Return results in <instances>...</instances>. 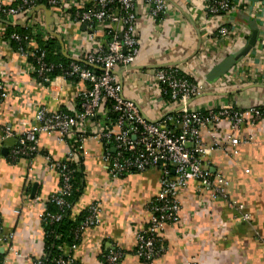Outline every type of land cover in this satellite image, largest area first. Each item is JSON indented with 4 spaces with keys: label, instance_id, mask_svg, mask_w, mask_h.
<instances>
[{
    "label": "crops",
    "instance_id": "crops-1",
    "mask_svg": "<svg viewBox=\"0 0 264 264\" xmlns=\"http://www.w3.org/2000/svg\"><path fill=\"white\" fill-rule=\"evenodd\" d=\"M240 1V7L230 18L211 20L206 16V0H169L173 8L164 21L157 23L143 8L142 0H137L140 51L134 68L123 75V94L134 99L149 120L173 109L159 96L152 73L156 66L167 63L182 66L198 81H210L211 93L193 98L196 107L264 106V0ZM48 8L53 10L51 6ZM15 22L18 20L12 24ZM59 22L64 24L63 29L57 26ZM68 23L52 14L50 25H55V34L63 37L67 56L69 39L85 43L91 33L85 25L71 23L69 27ZM255 23L258 39L249 54L224 75L210 79L217 63L245 45L256 28ZM222 25L229 26L233 36L216 41L218 26ZM98 38L105 42L102 33ZM64 47L61 44L62 50ZM0 76L11 87V96L0 104V219L5 233L13 234L10 242L0 244V264H32L34 259L45 255L48 231L41 213L60 188L61 177L43 154L14 160L11 152L17 136L36 125L38 108L76 113L77 93L85 83L57 78L49 88L35 82L24 58L2 41ZM20 97L29 101L28 106L21 105ZM109 113L103 109L88 128L110 122ZM5 127L15 137L3 141ZM227 133L224 120L218 127L204 128L202 137L205 144L211 145L216 134L231 151L232 146L225 143ZM241 136L252 139L238 146L236 154L215 149L203 156L204 165L214 176L221 174L229 181L226 195L215 199L201 182L190 181L180 194V222L167 227L163 252L148 261L136 253V234L151 221L149 204L160 190L161 164L113 180L103 159V141L87 139V153L79 165V195L72 203L69 218L78 220L97 202L101 221L85 229L76 243L63 245L62 251L71 254L75 264H104V257L115 249L123 252L120 264H264V118L253 124L249 120L243 125ZM39 146L41 152L55 161L64 160L69 150V143L60 141L56 133L42 134ZM233 202L243 205L251 219L243 220Z\"/></svg>",
    "mask_w": 264,
    "mask_h": 264
},
{
    "label": "built area",
    "instance_id": "built-area-1",
    "mask_svg": "<svg viewBox=\"0 0 264 264\" xmlns=\"http://www.w3.org/2000/svg\"><path fill=\"white\" fill-rule=\"evenodd\" d=\"M16 1L0 0V16L11 24L17 19L15 24L31 29L33 36L30 38H23L18 33L11 34L10 38L17 42L27 41L26 46L19 47L17 51L26 61V69L32 79L49 88L57 78L68 80L64 74L49 78L48 72H52L54 66L45 61L46 52L37 43L39 37L47 40L57 33L55 25L52 27L46 24L42 10L33 12L41 6L37 0ZM206 1V16L211 20L216 17L230 18L241 3L240 0ZM48 3L53 9L52 14L69 22V27L71 23H76L85 25L91 31L85 43H75L69 39L68 57L72 60L69 76H76L85 86L77 93L78 110L74 114L51 110L45 106L38 108L35 114L36 125L16 135L11 157L18 160L43 154L50 167L59 172L60 188L51 195L41 213V219L46 223L62 222L72 208L69 197L78 189L75 186L76 173L80 170L81 158L87 153V139L103 141V159L113 180L127 174L144 172L158 166L161 161L160 190L149 204L151 221L136 234L137 255L145 261L155 259L163 252L161 241L167 227L180 222V194L190 181L201 182L215 199L226 195L229 181L221 174L214 176L204 165L203 156L215 149L225 150L226 154H236L238 146L252 139L241 136L243 125L249 120L252 124L261 120L264 112L259 106H194V97L211 93L210 81H198L182 66L167 63L156 66L152 73L159 96L173 109L156 120H149L136 101L123 94L121 84L123 75L131 71L128 67L134 65L140 51L137 0H48ZM86 4L91 6L85 7ZM142 6L157 23L164 21L173 8L169 0H142ZM57 26L63 29L64 24L59 22ZM99 33H102L105 42L98 38ZM4 34L5 28L0 21V41L12 48L11 43L3 39ZM215 36L218 41L232 37L233 32L229 26L222 25L218 26ZM122 69L121 78L119 72ZM231 80L228 78V81ZM10 88L0 76V104L11 96ZM21 102V105L29 104L24 99ZM103 109L114 113L115 121L103 126L96 124L89 129L88 126L95 122ZM224 120L228 125V133L224 135L225 143L232 146L231 151L217 139L216 134H213L211 145L205 144L202 137L204 128L208 125L218 127ZM47 133H56L60 141L69 143L64 160H52L48 154L41 152L39 138ZM74 134L78 141L76 147L71 145ZM11 137H15L14 132L5 127L1 139L5 141ZM50 204L58 210H50ZM232 206L241 213L243 220L251 219L243 205H235L233 202ZM100 221L101 207L94 202L88 207L86 217L77 229L76 238L85 229L100 224ZM12 238V233H5L0 219V244L10 242ZM105 257L110 264H120L123 252L119 249L111 250ZM32 264H46L45 255L34 259ZM53 264H75V261L71 254H65L56 258Z\"/></svg>",
    "mask_w": 264,
    "mask_h": 264
},
{
    "label": "trees",
    "instance_id": "trees-1",
    "mask_svg": "<svg viewBox=\"0 0 264 264\" xmlns=\"http://www.w3.org/2000/svg\"><path fill=\"white\" fill-rule=\"evenodd\" d=\"M20 0L16 1L18 3ZM38 5H46L50 7L48 0H37ZM90 4H86L85 7H90ZM0 21L4 25L5 34L3 39L5 41H9L11 43L12 48L14 51H17L19 47L26 46L27 41L17 42L11 39V34L18 33L23 38L24 37H32L31 29L23 27L17 24H11L7 22L3 16H0ZM38 47L46 52L45 61L54 66L52 72H48L49 78L55 77L58 74H64L67 76L68 80L77 81L78 78L76 76H69V66L72 60L63 52L61 48V43L59 42L58 38L49 36L47 40H43L40 37L37 39ZM33 59V58H32ZM80 64H83L81 62ZM79 101V100H78ZM259 108L264 112V106H259ZM109 117L111 121H115L116 115L112 112L109 113ZM78 145V141L74 142V147ZM76 180L75 186H79V179L80 173L79 171L76 173ZM78 189L75 190L72 196L69 197V201L73 203L76 201L78 196ZM50 210L57 211V207L53 204H50ZM70 212V211H69ZM87 211L83 212L78 220H71L69 218V213L67 217L62 222H54V223H47V231L48 236L46 239L45 245V262L46 264H53L56 258L60 256H65L64 252L62 251L63 245H72L76 243V232L81 224L82 220L86 217ZM162 243V241H161ZM104 264H110L106 257H104Z\"/></svg>",
    "mask_w": 264,
    "mask_h": 264
},
{
    "label": "water",
    "instance_id": "water-1",
    "mask_svg": "<svg viewBox=\"0 0 264 264\" xmlns=\"http://www.w3.org/2000/svg\"><path fill=\"white\" fill-rule=\"evenodd\" d=\"M39 10L45 11L46 24L49 26L52 23V13H53L52 10L49 9L47 6L41 5V6H38L33 12L39 11ZM255 25H256V28L253 29L252 34L250 38L247 40V42L245 43V45L239 50L227 55L223 60H221L219 63H217L213 67V69L211 70L210 79H212V77H219L221 75H224L225 73H227V71H229L232 67H234L238 62H240L242 58H244L246 55L249 54V52L255 46L257 39H258L257 24L255 23L254 26ZM54 36H56L60 40L62 47H64V43H63L61 36L57 34H54ZM63 52L67 55L65 47L63 48ZM132 68H134V66L128 67V69H132ZM123 70L124 69H122L119 72V75L121 78H122L121 73L123 72ZM122 83L123 81L121 79V84ZM161 163L162 162L159 161V164Z\"/></svg>",
    "mask_w": 264,
    "mask_h": 264
}]
</instances>
